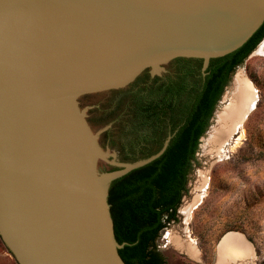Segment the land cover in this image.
Here are the masks:
<instances>
[{
  "label": "water",
  "instance_id": "obj_1",
  "mask_svg": "<svg viewBox=\"0 0 264 264\" xmlns=\"http://www.w3.org/2000/svg\"><path fill=\"white\" fill-rule=\"evenodd\" d=\"M263 23L264 0H0V236L18 262L126 264L111 183L172 139L123 160L133 94L179 57L206 71ZM263 65L264 38L232 73L201 141Z\"/></svg>",
  "mask_w": 264,
  "mask_h": 264
},
{
  "label": "trees",
  "instance_id": "obj_2",
  "mask_svg": "<svg viewBox=\"0 0 264 264\" xmlns=\"http://www.w3.org/2000/svg\"><path fill=\"white\" fill-rule=\"evenodd\" d=\"M264 38V23L239 49L212 58L206 71L203 60L179 57L174 71L133 94L126 130L131 138L123 146V160L133 162L158 152L169 135L165 153L153 162L117 179L108 200L115 235L126 264H165L156 247L161 231L178 219L187 192L201 138L235 69ZM143 75V76H142ZM135 82L149 80L146 71Z\"/></svg>",
  "mask_w": 264,
  "mask_h": 264
},
{
  "label": "rangeland",
  "instance_id": "obj_3",
  "mask_svg": "<svg viewBox=\"0 0 264 264\" xmlns=\"http://www.w3.org/2000/svg\"><path fill=\"white\" fill-rule=\"evenodd\" d=\"M251 89L255 107L226 150L209 152L213 130L200 142L178 219L156 241L165 264H264V65ZM230 236L242 238L246 256L222 250ZM0 264H20L1 236Z\"/></svg>",
  "mask_w": 264,
  "mask_h": 264
},
{
  "label": "bare ground",
  "instance_id": "obj_4",
  "mask_svg": "<svg viewBox=\"0 0 264 264\" xmlns=\"http://www.w3.org/2000/svg\"><path fill=\"white\" fill-rule=\"evenodd\" d=\"M256 101L257 97L255 93L252 92L250 85L240 102L213 129V132L206 143L211 144V148L208 149L209 152L219 151V153H221L226 150V146L231 144L233 134L243 124L252 108L255 107ZM190 210L191 205L185 207V214L189 216ZM221 248L222 250H230V254L234 256H246L245 245L240 236L228 237L221 245ZM188 252H190V248H188Z\"/></svg>",
  "mask_w": 264,
  "mask_h": 264
},
{
  "label": "flooded vegetation",
  "instance_id": "obj_5",
  "mask_svg": "<svg viewBox=\"0 0 264 264\" xmlns=\"http://www.w3.org/2000/svg\"><path fill=\"white\" fill-rule=\"evenodd\" d=\"M162 80H167V78L165 77V79H162ZM153 83V82H152Z\"/></svg>",
  "mask_w": 264,
  "mask_h": 264
}]
</instances>
